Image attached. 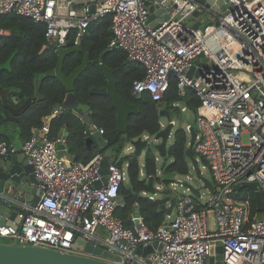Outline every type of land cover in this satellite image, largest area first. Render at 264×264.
<instances>
[{
  "label": "built area",
  "instance_id": "2783aa9c",
  "mask_svg": "<svg viewBox=\"0 0 264 264\" xmlns=\"http://www.w3.org/2000/svg\"><path fill=\"white\" fill-rule=\"evenodd\" d=\"M263 1L224 0L225 11L213 14L202 28H193L188 20L204 9L195 0H171L166 8L169 18L154 25L148 23L142 0H102L94 13L77 10L72 0H0V16L12 13L45 26L46 47L66 48L69 42L79 47L93 23L113 16L109 48L123 51L128 61L141 64L145 71L142 79L132 82V95L145 93L159 103L171 76L178 96L184 97L187 89L196 94L192 151L205 162L213 181L204 202L201 194L180 195L170 223L150 230L141 220L127 228L115 210L128 164L125 168L119 160L111 161L104 182L103 154L85 165L66 163L62 156L67 152L66 137L50 136L49 128L63 111L61 105L20 149L35 177L42 180L43 194L34 207L23 206L17 225H0V240L73 253V241L80 238L118 256L115 264H203L216 247H221L222 264H264V215L248 223L243 208L226 201L243 183H254L264 194ZM5 35L0 29V37ZM94 133L103 135V130L86 123L84 135ZM154 136L140 138L150 143ZM126 150L132 151L131 146ZM15 152L0 141V156ZM210 212L213 230L207 222ZM99 231L105 236L100 237ZM154 242L164 244L162 253L135 255L138 247Z\"/></svg>",
  "mask_w": 264,
  "mask_h": 264
},
{
  "label": "trees",
  "instance_id": "16d2710c",
  "mask_svg": "<svg viewBox=\"0 0 264 264\" xmlns=\"http://www.w3.org/2000/svg\"><path fill=\"white\" fill-rule=\"evenodd\" d=\"M112 22L113 16H110L90 26L79 45L82 52L66 58L63 72L65 75L71 74L82 63L83 57H87L88 66L75 81L73 97L78 104H89L87 115L89 122L103 130V139L118 155L126 141L158 133L159 113L162 110L167 117H171L176 112L174 104L181 103L195 114L199 100L190 89L186 90L184 97L178 96L177 82L173 76L170 78L164 98L159 103L152 101L145 93L132 95V82L142 79L145 71L141 64L128 61L123 51L109 48L113 37L110 30ZM0 29L8 33L0 37V89L7 92L9 103L17 108L27 99L34 97L35 83L42 80L40 93L43 99L36 100L17 122L5 119L2 113L4 104L0 98V141L11 145L8 137L2 133L4 127H17L20 137L24 141L29 139L33 135L32 130L40 129L43 120L56 107L63 105L67 92L56 78L46 76V73L56 66L57 55L55 51L45 47L47 43L43 24L10 13L0 16ZM72 47L71 42L66 45V48ZM100 64L113 70L118 95L139 110L137 115H132L128 119L126 140L122 139V135L117 131L116 111L110 98L90 93L92 88H102L106 85ZM49 128L52 137H58L64 131L67 153L75 163L85 165L97 154H103L101 150L87 147L83 136L85 126L82 120L74 117L70 111L63 110L58 117L53 118ZM187 147L186 133L178 130L175 133V142L166 155L172 157L173 162L167 167L163 166L161 176L155 166V159L149 156L146 158L143 175H140L141 166L136 163L133 156L130 157L127 171L130 185L125 187L122 184L120 187L119 202L115 210V216L125 227L132 226L129 215L132 213L134 203L137 204L140 217L150 230H157L165 224L166 217L159 211L157 204L146 196L142 197V194L150 177L153 178L155 187V184L166 186L172 184L170 180L173 173L187 174ZM226 201L240 205L248 223L264 215V194L261 213L257 211L254 193L248 189L234 191Z\"/></svg>",
  "mask_w": 264,
  "mask_h": 264
},
{
  "label": "water",
  "instance_id": "95a60500",
  "mask_svg": "<svg viewBox=\"0 0 264 264\" xmlns=\"http://www.w3.org/2000/svg\"><path fill=\"white\" fill-rule=\"evenodd\" d=\"M75 5L86 6L89 13H94L95 3L94 0H72ZM92 1V2H91ZM153 1V3H151ZM102 3V0H97ZM145 7H147L149 16L148 23L154 25L157 20H167L166 8L170 5L171 0H167L162 7L159 5L160 0H142ZM202 6L208 13L221 14L225 11L228 5H223L224 0H195ZM230 9H232L230 7ZM48 49L55 51L57 55V63L54 69L46 73L47 77H54L65 88L67 95L63 102L62 108L72 111L76 116L83 120H88L87 113L89 112V104H78L73 97L74 84L79 76L86 70L88 66L87 57L84 56L82 63L73 70L69 75L63 72L64 62L66 58L74 53H81L80 47L72 48H56L55 45L49 44ZM205 61H203L204 63ZM101 72L106 80V85L102 88H92L90 93L96 96H108L116 111V128L122 135V139L126 140V132L128 128V119L132 115L139 113L138 108L128 103L125 99L120 97L116 91V80L114 78L113 70L107 66L100 64ZM193 68H191L187 77H191ZM42 80L35 83V96L27 99L21 106L14 108L8 100L7 92L0 89V97L4 104L3 116L9 122H17L36 100H42L43 96L40 93ZM165 112L162 110L159 113V119L166 118ZM174 124L171 122L167 125L160 126V130L155 134L152 142L141 140V138L131 139L124 143V146H131L132 156L138 158L142 153L148 152L151 149L156 151L160 157H166L167 142L171 136ZM189 142L186 149V158L191 163L198 180L202 183L203 189L212 191L213 187L211 182L200 176L198 171L197 161L193 157V144L195 141L196 131L194 128L188 130ZM96 141L98 147L103 151V160L101 162V174L104 176L103 181L106 182L105 176L107 175V167L112 160H119L120 153L117 155L111 147L103 139L102 135L94 133L91 138L86 139V144L90 147ZM154 143L153 148L151 147ZM43 185L41 179L35 177L33 167L27 160L17 154H8L0 156V225L14 222L16 225L19 223L17 220L18 214L22 211L23 206L34 207L43 194V190L38 187ZM192 196L195 198L200 197V190L195 189L187 183L182 184ZM242 189H248L254 193L257 201V211H263L262 194L257 190L254 183H243L234 187V191L238 192ZM154 187L153 178L147 179V185L143 195H150L159 211L165 216H170L176 199L172 196V192L156 198L157 191ZM132 217L134 223H138L142 219L138 213V207L134 206L132 209ZM15 225V226H16ZM164 244L154 242L146 247H138L135 251L136 256L145 257L153 254L155 251L162 253ZM73 253H63L52 249L33 247L28 245H21L17 242H0V264H115L113 261H118L119 257L108 253L102 245H96L92 242L75 238L72 246ZM203 264H222L221 247L213 248L211 255L203 261Z\"/></svg>",
  "mask_w": 264,
  "mask_h": 264
},
{
  "label": "rangeland",
  "instance_id": "374dc122",
  "mask_svg": "<svg viewBox=\"0 0 264 264\" xmlns=\"http://www.w3.org/2000/svg\"><path fill=\"white\" fill-rule=\"evenodd\" d=\"M241 1H250V0H241ZM262 4L264 5V1L262 2ZM186 107L184 104L179 103L177 107H175L176 112L171 115V117H166V118H161L159 119L160 122L163 125H167L168 123H170L171 121L174 122V126L171 132V136L168 139L167 142V150H169V148L174 144L175 142V133L178 130H182L186 133V137H187V141H189V134L187 132V126L192 127V128H196V120H195V114L189 110L187 107L185 108L184 111H181L182 108ZM152 148L154 146V143L151 144ZM127 146H125L120 154L119 157V162L126 168V164L129 163V159H131L130 157H132V151H127L126 150ZM151 157L153 160L155 159V166L159 171L160 176L161 174V169L163 168V166L167 167L168 165H170L173 162L172 157H160V155L154 151L153 149H151L148 152H143L142 155L138 158H135L136 163L143 167L145 164V160L147 157ZM193 157L196 159L197 161V166H198V171L200 173V176L202 178L207 179L208 181L211 182V185H213V181L211 178V173L209 171V168L207 167V165L203 162V160L197 156L193 154ZM172 184H175V187L171 186V184H155V187L158 186L160 189L157 191V195L155 196L156 198H160L162 197L165 192H172V196L175 199H179L180 195L182 194H189V192L186 191L185 188L182 187V184L187 183L190 186H192L195 189H199L200 190V194H201V202H204L207 200L208 196L210 195V192L208 190L203 189L202 183L198 180L196 173L194 172V169L191 165V163L187 160V174L186 175H179L177 173H173L171 175V180ZM125 186H129L130 182H129V178L126 177L125 182H124ZM157 189V187H156ZM171 191V192H170ZM150 196V195H149ZM142 197L143 196L142 194ZM148 197V196H146ZM258 218H260V216H258ZM174 219V214H172L169 219L165 220L166 223H170L172 220ZM207 222H208V228L210 230L214 229V215L212 212L208 213L207 216ZM3 242V241H0Z\"/></svg>",
  "mask_w": 264,
  "mask_h": 264
},
{
  "label": "crops",
  "instance_id": "0c3cea01",
  "mask_svg": "<svg viewBox=\"0 0 264 264\" xmlns=\"http://www.w3.org/2000/svg\"><path fill=\"white\" fill-rule=\"evenodd\" d=\"M92 2V1H91ZM92 3H95V4H98V2H97V0H95L94 2H92ZM151 3H153V1L151 2ZM75 6V8L77 9V10H79V11H81V10H84L85 8H86V6H78V5H74ZM213 14H215V15H218V14H216V13H208V12H206L204 9H199L194 15H193V17L191 18V19H189L188 20V25H190V26H192L193 28H202L204 25H206L207 23H209L210 21H212V18H213ZM8 34V33H7ZM46 47V46H45ZM46 48H48V47H46ZM8 95V94H7ZM8 97V96H7ZM1 98V97H0ZM2 100V99H1ZM63 110H65V109H63ZM66 111H68V110H66ZM71 112V114L74 116V117H76V118H78V119H80V120H82V122H83V125L85 126V129H86V123L87 124H89L90 122H89V120H83L82 118H80V117H78V116H76L72 111H70ZM89 113V112H88ZM88 113H87V115H88ZM50 116V115H49ZM48 116V117H49ZM48 117H46L44 120H43V122L45 123V122H48L49 120H48ZM37 132V130H32V133L34 134V133H36ZM2 133L3 134H5L7 137H8V139H9V141H10V144L14 147V149H15V154H17V155H20V156H22V154H21V151H20V149H21V145H22V143L24 142V140L20 137V135H19V133H18V130H17V127H4L3 128V131H2ZM61 134H64V131H62L61 133H60V135ZM92 135L93 134H91V135H84V131H83V136H84V138H85V141H86V139L87 138H91L92 137ZM85 144H86V142H85ZM87 145V144H86ZM87 147H88V145H87ZM89 149L90 148H93V149H97V150H100L99 149V147H98V144H97V142L96 141H93V143H92V145L90 146V147H88ZM98 155V154H97ZM62 156H63V159L66 161V163H75L74 161H73V159H72V157L71 156H69L68 155V153L67 152H62ZM95 157V156H94ZM93 157V158H94ZM92 158V159H93ZM91 159V160H92ZM90 160V161H91ZM89 161V162H90ZM112 161H114V160H112ZM88 162V163H89ZM81 164V163H80ZM140 175H143V167H141V169H140ZM124 184V183H123ZM125 186V185H124ZM38 187H40V186H38ZM126 187V186H125ZM134 206H137V204H135L134 203V205H133V207ZM138 207V206H137ZM133 212V211H132ZM138 213H139V208H138ZM139 216H140V214H139ZM166 217V219H167V216H165ZM141 218V217H140ZM129 219H130V221L132 222V225H133V223H134V218L132 217V213L129 215ZM142 219V218H141ZM168 220V219H167ZM165 223H166V221H165ZM99 235H100V237H104L105 235H104V233L102 232V231H99Z\"/></svg>",
  "mask_w": 264,
  "mask_h": 264
},
{
  "label": "flooded vegetation",
  "instance_id": "af4514ba",
  "mask_svg": "<svg viewBox=\"0 0 264 264\" xmlns=\"http://www.w3.org/2000/svg\"><path fill=\"white\" fill-rule=\"evenodd\" d=\"M189 142V141H188Z\"/></svg>",
  "mask_w": 264,
  "mask_h": 264
}]
</instances>
